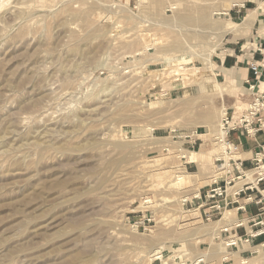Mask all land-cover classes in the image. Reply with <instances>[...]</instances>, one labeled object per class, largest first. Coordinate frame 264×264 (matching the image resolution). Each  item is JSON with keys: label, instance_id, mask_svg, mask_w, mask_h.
I'll return each instance as SVG.
<instances>
[{"label": "rangeland", "instance_id": "rangeland-1", "mask_svg": "<svg viewBox=\"0 0 264 264\" xmlns=\"http://www.w3.org/2000/svg\"><path fill=\"white\" fill-rule=\"evenodd\" d=\"M252 1L0 0V264H218L193 195L222 176L223 109L249 104L212 37Z\"/></svg>", "mask_w": 264, "mask_h": 264}, {"label": "crops", "instance_id": "crops-1", "mask_svg": "<svg viewBox=\"0 0 264 264\" xmlns=\"http://www.w3.org/2000/svg\"><path fill=\"white\" fill-rule=\"evenodd\" d=\"M257 2H253L252 7L246 9L242 17L254 8L256 9ZM261 2L264 3V1ZM238 12L239 10L231 9L230 15ZM253 19L254 22L251 20L250 26L248 25L242 32L228 33V41L215 54L216 76L236 86L240 93L231 100L232 108L238 103L245 105L251 103L252 96L248 89L249 85H254L255 94H264V87L261 85L264 84V11L257 10ZM251 63L259 66L257 73L251 70ZM226 110L228 113L230 109ZM235 115V112L232 113V116L235 117ZM251 127L255 129L253 135H247L242 130L234 131L230 135V140L238 146L237 159L242 161L243 170L251 168V159L259 150V146L264 145V113L259 114ZM198 137H194V143L202 141ZM191 141L193 138L188 141L192 148ZM218 159L214 158L212 163L214 164ZM186 164L190 165V163ZM231 171L233 177H237L235 169L231 168ZM212 177L214 180L198 189L201 199L212 185L215 183L221 185L223 180L221 176L217 177L216 172L213 171ZM249 184L250 182H243L240 186L234 185L233 190L228 191L226 197L228 205L224 211H232V216L229 217L231 219H225V221L223 219L224 211L221 212L218 220L220 227L218 234L212 243L211 241L207 243L208 250L212 248L214 253H218L216 254L218 264H264V182L258 188L253 187L252 191L246 190L238 196L234 194V190L245 189ZM248 196L251 198L250 201L246 199ZM195 203L199 204V200H195ZM200 210L202 212L209 211L204 208ZM258 231H262V233L252 236ZM234 240H237L236 245H230V242ZM206 261H200L199 264H206Z\"/></svg>", "mask_w": 264, "mask_h": 264}, {"label": "built area", "instance_id": "built-area-1", "mask_svg": "<svg viewBox=\"0 0 264 264\" xmlns=\"http://www.w3.org/2000/svg\"><path fill=\"white\" fill-rule=\"evenodd\" d=\"M250 67L254 73H257L259 68L258 65L251 63ZM248 89L251 92L252 101L248 105L247 111L237 117H234L232 115L229 116L226 110L225 115L222 117L218 125L215 140L218 143L220 149H222V153L228 157V159H225L222 155L223 158H219L217 160V162H221L218 167H224V170H226V173L221 176L223 178L221 185H219L220 183H215V185H212V187L206 191L202 199L199 195L198 197H193L194 200H199L198 210L201 208L209 210L208 212H203L206 219H210L213 215H220L221 211H224L228 205L226 202L228 188L235 185V180H239L241 178L246 179V173L252 170H243L242 161L239 159H232L233 156L237 155L238 146L230 140L231 133L237 130H242L247 135H253L255 129L252 128L251 125L257 119L260 113H264V94H255L254 85H249ZM195 134L197 133L195 132ZM192 137H194L193 134L186 135L184 137L173 136L172 139H191ZM192 144L193 143H191V145ZM251 166H253V169L264 167V145H260L259 150L254 154L253 158L251 159ZM231 168L235 169L238 174L237 177H231ZM253 179L254 180L248 185L250 186L249 188L247 186L245 189H236L234 190V194L238 196L246 190L252 191L253 187L258 188V186L264 182V170L254 174ZM246 199L247 201L251 200L250 196L246 197ZM147 221L150 222V220ZM259 223L261 222L259 221ZM261 233L262 231H258L252 234V236L260 235ZM236 243L237 240H234L230 242V245H236Z\"/></svg>", "mask_w": 264, "mask_h": 264}, {"label": "bare ground", "instance_id": "bare-ground-1", "mask_svg": "<svg viewBox=\"0 0 264 264\" xmlns=\"http://www.w3.org/2000/svg\"><path fill=\"white\" fill-rule=\"evenodd\" d=\"M215 1H217V0H194V2H195V4L196 5H198V6H212L213 4H214V2ZM243 1H245V0H232V2L231 3H229V4H227V6L226 7H224V8H218V9H216L215 10V14H217V15H226L227 13H228V11L232 8V7H235V6H243L242 5V3H243ZM257 10H260V11H264V3L263 2H261V1H259V2H257V8L255 9L254 8V10H251V11H249L248 13H247V15L246 16H244L243 18H242V21H241V23L240 24H233V22H230L228 19H227V21L226 22H224L223 24H220V25H217V27H216V29L215 30H217L218 31V33H215L214 34V36L212 37L214 40H217V41H219V39H220V37H217L216 35H218L219 36V34H226V33H231V32H233L234 30H236V29H238V28H240V29H245L246 27H248V25L250 26V21L254 18V15L256 14V11ZM254 20V19H253ZM252 20V21H253ZM254 22V21H253ZM252 24V23H251ZM142 40H143V38H142ZM144 41V40H143ZM218 47V43H214V44H212V46L209 48V54H212L214 51H215V49ZM207 52V53H208ZM206 56V55H205ZM210 57V56H209ZM209 57H207V58H200L202 61H203V63H204V65L206 66V68L207 69H210V67H211V63H210V58ZM191 62V61H190ZM209 71V70H208ZM170 73H175L174 71H170ZM179 73V72H178ZM177 73V75H178V77H181L179 74ZM212 77V76H211ZM210 79V81L212 80L211 78H209ZM178 80H180V78L178 79ZM208 80V79H207ZM175 81H177V80H175ZM209 81V80H208ZM263 87H264V84H261ZM218 87V90H219V92L220 93H223V91H224V88H222V86H221V84L219 85V86H217ZM225 90H227V89H225ZM233 91V90H232ZM162 93V92H161ZM225 109H223V115L222 116H224L225 115ZM223 157L225 158V159H228V157H227V155H224V153H223ZM231 158V157H230ZM232 159H237V155H235V156H233L232 157ZM264 170V167L263 168H259V169H252V170H250V171H248L247 173H246V175H247V178L246 179H243V180H236L235 181V186H240L241 184H243V182H252L254 179V174H256V173H258V172H262ZM219 171H220V173H221V175L223 176L225 173H226V170H224V167H219ZM231 190H233V188L230 186L229 188H228V191H231ZM198 192H196L194 195H193V197H198ZM183 202H185V201H187V199L184 197V199L182 200ZM150 202V201H149ZM151 203V202H150ZM141 205V204H140ZM141 207V206H140ZM143 207V206H142ZM150 207H152V206H150ZM198 212V209L196 208V209H194L193 211H192V214L193 215H195L196 213ZM232 216V211L231 210H226V211H224V215H223V219L225 220V219H231V218H229V217H231ZM226 221V220H225ZM230 221V220H229ZM214 225H215V229L214 230H211V232H210V235H211V237H212V239H214L215 238V236L218 234V228H220L219 227V222L218 221H216V222H214L213 223ZM217 227V228H216ZM237 239V238H236ZM228 254V253H227ZM199 256V255H198ZM205 257H206V255H200L199 257H197L194 261H192V263L191 264H199L200 263V261H205ZM151 258V259H150ZM150 260L152 261V260H156V259H161L162 258V254H161V251L160 250H157L156 252H154V253H152L151 254V256H150ZM172 258V257H171ZM170 258V259H171ZM176 258V257H175ZM178 259V258H177ZM200 259H202V260H200ZM174 260V259H173ZM182 263V262H181ZM243 263H246V262H243ZM149 264V263H148ZM164 264H167V262H164Z\"/></svg>", "mask_w": 264, "mask_h": 264}]
</instances>
